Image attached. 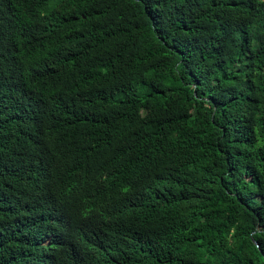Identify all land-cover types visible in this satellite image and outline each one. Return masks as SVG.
<instances>
[{
    "label": "trees",
    "instance_id": "16d2710c",
    "mask_svg": "<svg viewBox=\"0 0 264 264\" xmlns=\"http://www.w3.org/2000/svg\"><path fill=\"white\" fill-rule=\"evenodd\" d=\"M0 264H264V0H0Z\"/></svg>",
    "mask_w": 264,
    "mask_h": 264
},
{
    "label": "water",
    "instance_id": "95a60500",
    "mask_svg": "<svg viewBox=\"0 0 264 264\" xmlns=\"http://www.w3.org/2000/svg\"><path fill=\"white\" fill-rule=\"evenodd\" d=\"M255 243V242H254ZM256 244V243H255Z\"/></svg>",
    "mask_w": 264,
    "mask_h": 264
}]
</instances>
